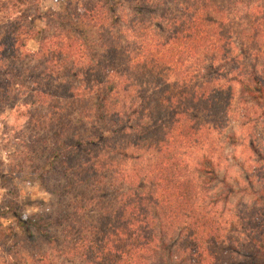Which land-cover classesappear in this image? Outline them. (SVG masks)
Returning <instances> with one entry per match:
<instances>
[{"label": "trees", "instance_id": "obj_1", "mask_svg": "<svg viewBox=\"0 0 264 264\" xmlns=\"http://www.w3.org/2000/svg\"><path fill=\"white\" fill-rule=\"evenodd\" d=\"M60 1L0 18V103L64 180L58 236L21 222L43 248L11 264H264V0ZM239 93L253 169L217 190Z\"/></svg>", "mask_w": 264, "mask_h": 264}, {"label": "rangeland", "instance_id": "obj_2", "mask_svg": "<svg viewBox=\"0 0 264 264\" xmlns=\"http://www.w3.org/2000/svg\"><path fill=\"white\" fill-rule=\"evenodd\" d=\"M10 2L12 0H0V18L7 15L10 18ZM61 4L60 0H41L40 10L41 8L44 11L58 10ZM36 48L35 40L27 43L29 51ZM3 64L4 62L0 61V80L6 76ZM235 88L239 89V86L235 85ZM242 98L241 93L236 97L232 108L233 122L229 123V127L222 132L219 126L220 128L211 133L212 148L215 150L216 143L224 142L227 160L224 164L225 169L219 168L217 172L218 180L215 183L217 190H224L221 185L223 180L227 181V185H231L234 178H242V166L250 173L253 169L250 165L252 154L243 146L229 147L224 140L226 135L229 136L232 132L235 137L242 140L252 130V124L241 128L238 123L237 117L241 113L238 101L240 102ZM22 104L16 103L14 106V103L10 105V101L0 103V264H11L10 258L14 253H20V248L24 247L25 250H31L34 246L38 249L43 248V241L32 243L28 240L26 236L28 224L22 225L21 222L29 221L35 226L33 229L35 235L48 228L51 235L58 236L59 225L55 223L50 226L47 217L52 214V220L59 221L65 207L59 197L64 180L51 169V165L56 168V163L49 162L48 154H41L44 146L40 142L42 135L33 132L27 125L25 117L27 107ZM258 133L263 136L262 131ZM232 203L234 207L240 204L244 209L254 204L239 198V195H233ZM90 217H93V214ZM46 224L50 227L45 228ZM10 228H13L15 233L13 237H10Z\"/></svg>", "mask_w": 264, "mask_h": 264}]
</instances>
